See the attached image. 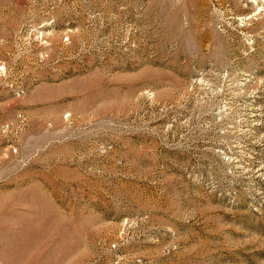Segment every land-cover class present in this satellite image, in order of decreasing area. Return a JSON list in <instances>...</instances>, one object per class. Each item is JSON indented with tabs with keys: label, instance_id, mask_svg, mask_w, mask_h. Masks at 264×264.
Instances as JSON below:
<instances>
[{
	"label": "rangeland",
	"instance_id": "374dc122",
	"mask_svg": "<svg viewBox=\"0 0 264 264\" xmlns=\"http://www.w3.org/2000/svg\"><path fill=\"white\" fill-rule=\"evenodd\" d=\"M0 264H264V0H0Z\"/></svg>",
	"mask_w": 264,
	"mask_h": 264
}]
</instances>
